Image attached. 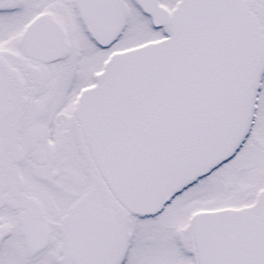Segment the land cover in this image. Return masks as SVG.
I'll return each instance as SVG.
<instances>
[{"label": "snow or ice", "instance_id": "6c2138e0", "mask_svg": "<svg viewBox=\"0 0 264 264\" xmlns=\"http://www.w3.org/2000/svg\"><path fill=\"white\" fill-rule=\"evenodd\" d=\"M0 264H264V0H0Z\"/></svg>", "mask_w": 264, "mask_h": 264}]
</instances>
